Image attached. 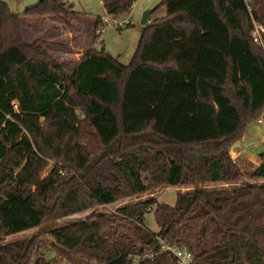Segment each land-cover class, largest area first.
Returning a JSON list of instances; mask_svg holds the SVG:
<instances>
[{"label":"trees","instance_id":"obj_1","mask_svg":"<svg viewBox=\"0 0 264 264\" xmlns=\"http://www.w3.org/2000/svg\"><path fill=\"white\" fill-rule=\"evenodd\" d=\"M102 1L116 15L136 0ZM160 6L166 15L143 27L128 65L94 48L67 73L38 40L24 41L20 15L0 0V236L168 186L239 178L227 146L204 158L195 149L237 142L264 114V46L252 37L264 0L253 17L245 0ZM76 13L39 0L25 14ZM261 156L253 176L264 178ZM49 237V261L35 235L1 245L0 264H132L149 252L143 264H177L162 241L186 247L194 264H264V185L183 192L175 205L148 198Z\"/></svg>","mask_w":264,"mask_h":264},{"label":"rangeland","instance_id":"obj_2","mask_svg":"<svg viewBox=\"0 0 264 264\" xmlns=\"http://www.w3.org/2000/svg\"><path fill=\"white\" fill-rule=\"evenodd\" d=\"M1 1L7 3L12 12L20 15L24 41L32 44L38 40L53 60L58 62L67 73L71 72L79 59L94 48L98 51L104 49L105 53L117 58L120 63L128 65L140 44L144 27L141 21L144 13L156 8L162 2V0H136L129 11L114 15L106 10L102 0H65L77 12L66 18L57 15L26 16L27 9L36 5L39 0ZM166 12V6H160L152 13L150 20L162 18ZM98 18H102L105 22L106 30L102 34H99L97 29H101L104 22L102 21L97 28ZM127 20L130 23H126ZM244 131L245 134L242 135L243 137L241 136L242 139L238 140L241 141L240 147L231 149L237 141L228 145L210 144L195 149L196 156L204 158L227 146L241 169V175L233 182H213L201 187L193 185L168 186L153 192L121 199L108 205H97L87 211L62 218L58 222L45 223L40 227L17 234L2 235L0 236V246L39 235L44 240L42 247L44 258L49 261L56 256L52 249V239L49 237L50 231L54 228L80 222L104 213H112L120 207L148 198H157L160 202L175 205L178 195L183 192L198 189H249L264 185V178L253 176V171L260 164L261 155L264 153V114H261L255 122L244 128ZM55 164L56 161L50 159L49 165L43 171V176L48 175ZM145 222L152 231H159L154 212L146 215Z\"/></svg>","mask_w":264,"mask_h":264},{"label":"built area","instance_id":"obj_3","mask_svg":"<svg viewBox=\"0 0 264 264\" xmlns=\"http://www.w3.org/2000/svg\"><path fill=\"white\" fill-rule=\"evenodd\" d=\"M245 1L247 3L249 12L252 14L254 0H245ZM126 23H130L129 20H127ZM253 23H254V29L252 31V37L256 43L264 46V25L257 22L254 19V17H253ZM105 30H106V26L104 22V26L101 29H97V32L99 34H102L105 32ZM162 250L172 252L177 259V264H194L195 256L186 247L173 245L167 241H162ZM154 257H155L154 252H149L144 255H134L131 256L132 264H143L146 260L153 259Z\"/></svg>","mask_w":264,"mask_h":264},{"label":"water","instance_id":"obj_4","mask_svg":"<svg viewBox=\"0 0 264 264\" xmlns=\"http://www.w3.org/2000/svg\"><path fill=\"white\" fill-rule=\"evenodd\" d=\"M153 11H154V9H150V10H147V11L144 13V15H143V17H142V21H141L142 25L145 26L148 22H150V17H151V15H152ZM240 146H241V141H238L237 143H235V144L232 146L231 149H233L234 147H240Z\"/></svg>","mask_w":264,"mask_h":264},{"label":"crops","instance_id":"obj_5","mask_svg":"<svg viewBox=\"0 0 264 264\" xmlns=\"http://www.w3.org/2000/svg\"><path fill=\"white\" fill-rule=\"evenodd\" d=\"M21 24H22V23H21ZM22 27H23V26H22ZM22 30H23V28H22ZM79 60H80V59H79ZM79 60L77 61V63L79 62ZM77 63H76V64H77ZM76 64H75V65H76Z\"/></svg>","mask_w":264,"mask_h":264}]
</instances>
